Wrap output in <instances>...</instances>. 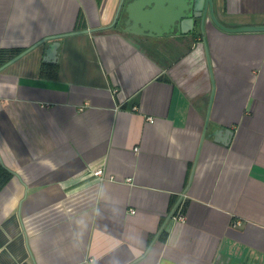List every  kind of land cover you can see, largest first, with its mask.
<instances>
[{
    "label": "crops",
    "instance_id": "0c3cea01",
    "mask_svg": "<svg viewBox=\"0 0 264 264\" xmlns=\"http://www.w3.org/2000/svg\"><path fill=\"white\" fill-rule=\"evenodd\" d=\"M181 1L0 0V264H264V32Z\"/></svg>",
    "mask_w": 264,
    "mask_h": 264
},
{
    "label": "water",
    "instance_id": "95a60500",
    "mask_svg": "<svg viewBox=\"0 0 264 264\" xmlns=\"http://www.w3.org/2000/svg\"><path fill=\"white\" fill-rule=\"evenodd\" d=\"M145 0H120L116 14L111 24L117 23L120 19V15L123 11H130V8L139 3H143ZM172 25V30L175 29L177 33L188 34L193 30L195 24H199V29L202 35H205L206 24L210 21L214 27L221 31L232 32V33H240V32H264V25H243L237 27H229L223 25L216 17L215 9H214V1L213 0H182L179 4L177 11H175L169 20ZM127 23V21L125 22ZM107 27V26H106ZM87 31V30H83ZM76 31L70 32L75 33ZM61 34L54 36H47L39 42H36L30 45L28 48L18 53L10 60L5 62L2 66H0V70L5 68L7 65L11 64L19 57L23 56L25 53L40 45L45 39L59 37ZM205 38V36H204ZM206 41V40H205ZM57 42L49 44L48 53L52 54L57 45Z\"/></svg>",
    "mask_w": 264,
    "mask_h": 264
},
{
    "label": "built area",
    "instance_id": "2783aa9c",
    "mask_svg": "<svg viewBox=\"0 0 264 264\" xmlns=\"http://www.w3.org/2000/svg\"><path fill=\"white\" fill-rule=\"evenodd\" d=\"M148 120L149 121H153L154 118L153 117H148ZM92 174L96 177H102L103 176V169L100 168V167H94L92 169ZM133 211V210H132ZM173 219L174 220H177V221H181V222H184L185 219H186V214H185V211L183 210L182 207H179L177 212L175 213V215L173 216Z\"/></svg>",
    "mask_w": 264,
    "mask_h": 264
},
{
    "label": "trees",
    "instance_id": "16d2710c",
    "mask_svg": "<svg viewBox=\"0 0 264 264\" xmlns=\"http://www.w3.org/2000/svg\"><path fill=\"white\" fill-rule=\"evenodd\" d=\"M6 53L5 49L0 50V65L5 61L4 54ZM10 173L0 166V187L6 182Z\"/></svg>",
    "mask_w": 264,
    "mask_h": 264
},
{
    "label": "flooded vegetation",
    "instance_id": "af4514ba",
    "mask_svg": "<svg viewBox=\"0 0 264 264\" xmlns=\"http://www.w3.org/2000/svg\"><path fill=\"white\" fill-rule=\"evenodd\" d=\"M192 32V31H191Z\"/></svg>",
    "mask_w": 264,
    "mask_h": 264
}]
</instances>
